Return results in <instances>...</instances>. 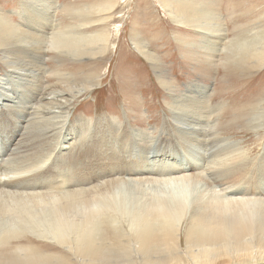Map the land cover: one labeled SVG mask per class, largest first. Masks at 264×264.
Listing matches in <instances>:
<instances>
[{"label":"bare ground","instance_id":"1","mask_svg":"<svg viewBox=\"0 0 264 264\" xmlns=\"http://www.w3.org/2000/svg\"><path fill=\"white\" fill-rule=\"evenodd\" d=\"M158 1L177 27L194 31L197 38L186 43L196 59L264 68V23L227 41L225 19L208 2ZM118 3L77 9L86 19L70 30L55 23L57 0L19 3L18 22L0 12V264H264V149L251 156L239 141L220 134L226 104L209 103L213 86L173 95L177 89L156 53L131 39L171 94L175 142L167 157L179 152L182 158L167 161L158 160L167 152L156 138L144 146L152 135L133 130L127 117L93 123L69 116L73 101L100 85L99 75L77 81L67 73L48 85L47 76L62 74L47 69V52L85 61L113 50L106 23ZM93 26L101 29L82 30ZM248 109L251 130H263L264 101L258 98ZM67 123L79 128L63 140ZM83 142L92 146L94 169L80 180V163L65 164L64 156ZM145 151L152 157L141 158ZM59 163L66 169L59 172ZM22 237L57 244L64 254L13 245Z\"/></svg>","mask_w":264,"mask_h":264},{"label":"rangeland","instance_id":"2","mask_svg":"<svg viewBox=\"0 0 264 264\" xmlns=\"http://www.w3.org/2000/svg\"><path fill=\"white\" fill-rule=\"evenodd\" d=\"M23 1L25 0H0V12L11 22H18L20 21L18 11L21 9L19 3ZM100 1L103 0H57L59 9L55 23H60V28L64 30L74 29L72 27L80 20L86 19L85 15L78 14L82 8L97 5ZM193 1L199 4L208 2L216 12H221L228 31L227 41L233 37L234 32L257 26L258 21L264 23V0ZM116 7L111 19L106 23L112 33L110 43L114 45L113 50H110L106 57L84 61L58 55L53 51L47 52V69L55 74H62L59 77L47 76L48 85L51 87L62 81L67 73L77 81L88 77L93 79L94 75H99L101 78L99 86L87 94H81L79 99L73 101L72 106L67 108L69 116L90 120L93 123L102 117L119 118L124 122L127 117L133 130L146 131L150 136L152 135L151 138L143 141L144 146L156 138L155 142H159L156 146L167 152L158 154V160L162 157L167 161H174L175 156L182 158L179 152H174V157H167L173 153L170 152L169 147L172 148L175 142L171 139L174 137V129H172V114L168 104L171 94L158 83L151 63L132 49L131 42L137 38L136 40L145 42L147 49L158 56L161 66L177 89L173 95H182L181 93L187 90L196 92L192 87L198 84L213 86L216 92L209 103L212 106L219 103L226 104V113L219 120L217 130L222 136L239 141L251 156L260 154L264 149V129L254 132L246 121L249 119L248 108H254L258 98L264 101V68L255 72V70L241 69L236 65L237 60L233 63L223 60L217 62L215 66L196 59L192 52L189 53L194 48L191 49L192 47L186 43L190 38H197L194 31L177 27L164 12L158 0H119ZM77 9L80 12H75ZM45 12H42V17ZM105 16L108 17V14ZM100 29L101 26H93L82 30L89 34ZM193 42L198 45L197 41ZM2 68L0 63V75L4 74ZM241 107L245 111H242ZM166 120L171 125H168ZM77 128H79L78 124L67 123L66 129L62 132L63 140L68 133H74L73 130ZM127 132H123L125 138L129 136ZM110 139L99 136V140ZM69 149L68 155L64 156L65 164L79 162L80 167L75 170L77 172L75 175L76 177L80 175L78 178L82 180L88 176V167H91V171L94 169L92 146L83 142ZM89 154L91 163L87 159ZM146 157L150 158L152 155L145 151L141 158ZM65 164H58L59 172L66 169ZM82 169L84 171H81ZM58 183L59 181L55 182V185ZM89 185L91 184L87 186ZM44 190L50 191V189ZM13 245L30 246L42 252L64 254V249L57 244L31 237H22L18 242L14 241Z\"/></svg>","mask_w":264,"mask_h":264}]
</instances>
